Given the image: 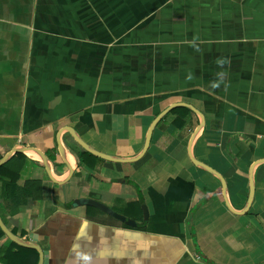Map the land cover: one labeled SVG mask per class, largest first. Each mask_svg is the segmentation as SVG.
Returning <instances> with one entry per match:
<instances>
[{
	"label": "crops",
	"instance_id": "crops-1",
	"mask_svg": "<svg viewBox=\"0 0 264 264\" xmlns=\"http://www.w3.org/2000/svg\"><path fill=\"white\" fill-rule=\"evenodd\" d=\"M183 103L204 118L193 155L223 177L236 213L191 163L198 117L176 106L135 162L97 158L68 132L78 166L61 185L15 158L4 173L17 181L0 174L4 224L43 264H264V163L237 214L264 161V0H0V157L35 147L63 179L62 128L132 158L156 116Z\"/></svg>",
	"mask_w": 264,
	"mask_h": 264
},
{
	"label": "water",
	"instance_id": "water-1",
	"mask_svg": "<svg viewBox=\"0 0 264 264\" xmlns=\"http://www.w3.org/2000/svg\"><path fill=\"white\" fill-rule=\"evenodd\" d=\"M176 106H183L186 107L188 109H190L193 113H195L198 117V125L195 128V130L193 131L189 142H188V149H187V153H188V157L191 161V163L197 167L198 169H201L203 171L208 172L209 174H211L213 177H215L221 185V192H222V198L223 201L226 205V207L232 211L233 213L235 212L232 209L231 206V202H230V198L228 195V189H227V185L225 180L223 179V177L218 174L216 171H214L213 169H211L209 166L205 165L204 163H201L199 161H197L193 155V146H194V142L196 140V138L198 137V135L202 132L203 127H204V118L202 116V114L195 108H193L192 106L188 105V104H180V105H172L170 107H168L167 109H165L164 111L160 112L156 118L153 120V122L151 123L146 136H145V141H144V145L142 150L140 151V153L132 158H117V157H113V156H109V155H105L102 153H99L98 151L94 150L93 148H91L90 146H88L84 141H82V139L80 138V136L73 131L70 128H62L61 130H59L57 136H56V143H57V148H58V154L60 159L62 160V162L64 163V165L66 166V174L63 177V179H57L54 176L53 173V169H54V162L41 150L35 148V147H27L24 146L22 144H17L15 145L8 153H6L3 157L0 158V166L6 164L14 155L16 154H23L25 156H29V154H32L36 157V160L42 164L44 166V168L47 171L48 177L49 179L58 185H61L63 183H65L66 181H68L70 179V177L73 175V173L75 172V169L78 166V162L76 157H74L70 151H68V149L66 148V146L64 145L62 139H61V135L64 132H68L72 138L74 139V141L86 152L94 155L97 158L103 159V160H107V161H111V162H120V163H127V162H135L138 161L139 159H141L145 152L147 151L149 144H150V139H151V135L152 132L154 130V127L156 126V124L158 123V121L167 113L169 112L173 107ZM260 163H264L263 162H255L249 171V194H248V199L246 202V205L244 206V208L242 209V211L237 212V214H243L245 213L252 200H253V196H254V179H253V170L256 168L257 165H259ZM74 204L77 205H88V206H92L95 207L97 209H100L101 211L109 214L110 216L121 220V221H125L126 218L119 215L118 213L114 212L113 210H111L109 207H107L106 205L95 201V200H91V199H79L76 200ZM143 212H144V216L145 218L147 217V210L145 207H143ZM236 213V212H235ZM0 230L3 232V234L8 238V240H10L11 242L21 246V247H25V248H30V249H34L38 252L39 255V260L37 264H43V253H42V249L40 248V246L34 242L25 240L21 237H19L18 235L12 233V231H10V229H8V227L4 224L3 220L0 217ZM2 264V263H0Z\"/></svg>",
	"mask_w": 264,
	"mask_h": 264
},
{
	"label": "trees",
	"instance_id": "trees-1",
	"mask_svg": "<svg viewBox=\"0 0 264 264\" xmlns=\"http://www.w3.org/2000/svg\"><path fill=\"white\" fill-rule=\"evenodd\" d=\"M17 157L25 158L22 154H16L6 164L0 166V174H5L4 171L8 169L11 162ZM1 158V157H0ZM9 173H12L10 170ZM6 175H10L6 173ZM9 183H15L17 181V175L8 176ZM8 183V184H9ZM12 233L16 234L12 230ZM3 240V242H1ZM39 260L38 252L34 249L21 247L10 240L0 230V263L2 264H37Z\"/></svg>",
	"mask_w": 264,
	"mask_h": 264
},
{
	"label": "bare ground",
	"instance_id": "bare-ground-1",
	"mask_svg": "<svg viewBox=\"0 0 264 264\" xmlns=\"http://www.w3.org/2000/svg\"><path fill=\"white\" fill-rule=\"evenodd\" d=\"M29 156L36 159V157L34 155H32V154H29Z\"/></svg>",
	"mask_w": 264,
	"mask_h": 264
}]
</instances>
